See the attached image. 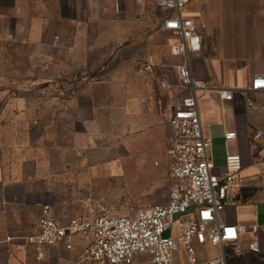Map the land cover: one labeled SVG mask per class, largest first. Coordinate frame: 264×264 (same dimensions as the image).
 <instances>
[{"label":"crops","instance_id":"crops-1","mask_svg":"<svg viewBox=\"0 0 264 264\" xmlns=\"http://www.w3.org/2000/svg\"><path fill=\"white\" fill-rule=\"evenodd\" d=\"M166 15L153 0H0V59L28 65L0 84L11 113L3 119L19 125L0 134V264H86L80 237L70 250L47 249L42 261L32 245L7 238L36 233L45 205L69 224L86 212L87 197L128 215L117 209L123 192L168 170L169 118L182 98L160 80L176 78L184 59L171 55ZM183 15L206 26L191 64L211 88L198 104L215 168L224 171L227 154L242 160L237 204L223 219L258 224L264 253V136L256 138L264 92L250 90L264 75V0H188ZM169 55L173 66L162 63ZM229 132L236 136L227 140Z\"/></svg>","mask_w":264,"mask_h":264},{"label":"built area","instance_id":"built-area-1","mask_svg":"<svg viewBox=\"0 0 264 264\" xmlns=\"http://www.w3.org/2000/svg\"><path fill=\"white\" fill-rule=\"evenodd\" d=\"M187 3L153 0L157 9L167 12L164 27L176 38L171 55L184 59L176 67V84L162 83L164 88L185 91L169 118L168 169L173 184L167 204L110 215L108 205L87 197L82 202L86 212L67 225L57 223L51 207L45 205L36 233L8 241L32 245L41 261L47 249L64 245L70 250L80 237L86 241L83 259L99 264H227L226 245L242 242L249 252H261L258 224L244 226L223 219L225 209L237 204L242 160L227 154L223 172L213 163L212 139L204 133L198 104V94L211 88L193 75L191 64V55L201 51V30L206 26L183 15ZM214 90L226 101L233 99L230 89ZM250 90L264 92V75L253 77ZM235 136L229 132L226 139ZM263 136V131L256 133L257 139Z\"/></svg>","mask_w":264,"mask_h":264},{"label":"rangeland","instance_id":"rangeland-1","mask_svg":"<svg viewBox=\"0 0 264 264\" xmlns=\"http://www.w3.org/2000/svg\"><path fill=\"white\" fill-rule=\"evenodd\" d=\"M173 58L169 55L168 59L163 60L168 66H173ZM27 61L24 60H1L0 59V84H7L15 82L18 77L17 72L23 73L27 70ZM175 68V66H174ZM174 70V69H173ZM164 81L171 84H176L177 78H165L160 80V87L167 91H172L175 98L181 100L182 93L178 89H167L162 86ZM171 92V93H172ZM1 95V93H0ZM178 102V101H177ZM11 115L10 110L4 107L0 97V134L2 132H14L19 125L6 123L8 118L3 117ZM172 179L169 174V169L162 173V176L153 182L150 187L143 189H126L123 196V202L117 205L120 212L132 213L138 209L149 208L156 205H164L167 203L172 189ZM246 245V244H245ZM244 243L242 244H227L226 245V261L227 264H264V253L262 251L258 254H253L246 249ZM215 254H219L215 252ZM42 261V260H41ZM86 264H95L92 261H86Z\"/></svg>","mask_w":264,"mask_h":264}]
</instances>
